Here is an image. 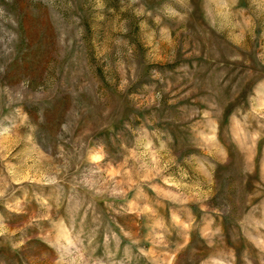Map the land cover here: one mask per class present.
Instances as JSON below:
<instances>
[{
	"label": "rangeland",
	"instance_id": "obj_1",
	"mask_svg": "<svg viewBox=\"0 0 264 264\" xmlns=\"http://www.w3.org/2000/svg\"><path fill=\"white\" fill-rule=\"evenodd\" d=\"M0 264H264V0H0Z\"/></svg>",
	"mask_w": 264,
	"mask_h": 264
}]
</instances>
